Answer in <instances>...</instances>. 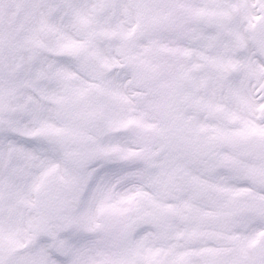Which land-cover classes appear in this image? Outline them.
Wrapping results in <instances>:
<instances>
[{"label": "snow or ice", "instance_id": "6c2138e0", "mask_svg": "<svg viewBox=\"0 0 264 264\" xmlns=\"http://www.w3.org/2000/svg\"><path fill=\"white\" fill-rule=\"evenodd\" d=\"M0 264H264V0H0Z\"/></svg>", "mask_w": 264, "mask_h": 264}]
</instances>
